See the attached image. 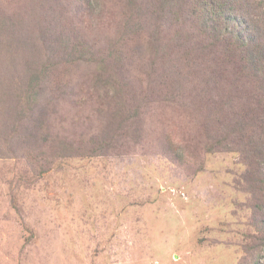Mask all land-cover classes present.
<instances>
[{"label":"rangeland","instance_id":"rangeland-1","mask_svg":"<svg viewBox=\"0 0 264 264\" xmlns=\"http://www.w3.org/2000/svg\"><path fill=\"white\" fill-rule=\"evenodd\" d=\"M124 5L0 0V264H264L240 150L211 149L181 110L221 103L128 105L87 84L104 55L135 44ZM75 47L92 61L74 67ZM46 72L48 85L34 81Z\"/></svg>","mask_w":264,"mask_h":264},{"label":"trees","instance_id":"trees-1","mask_svg":"<svg viewBox=\"0 0 264 264\" xmlns=\"http://www.w3.org/2000/svg\"><path fill=\"white\" fill-rule=\"evenodd\" d=\"M124 1L127 6L118 24L122 35L135 44L127 52L104 55L98 61L100 70L88 77L87 84L96 95L106 93L110 86L111 99L128 100V105L140 98L182 106L195 97L200 98V108L221 103L212 113L210 109L206 113L181 110L201 118L198 129L211 149L240 150L246 167L245 191L253 199L250 246H264V0ZM95 4H88L89 10L99 11L101 5ZM71 58L74 67L90 60L86 47L73 48ZM107 65V74H103ZM131 66L135 73L129 85ZM48 73H42V79L35 76L34 81L48 85ZM128 88L130 96L124 93ZM37 113L38 118L48 120L49 113Z\"/></svg>","mask_w":264,"mask_h":264}]
</instances>
